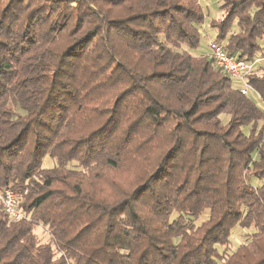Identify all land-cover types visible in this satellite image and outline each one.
Here are the masks:
<instances>
[{"label": "trees", "instance_id": "16d2710c", "mask_svg": "<svg viewBox=\"0 0 264 264\" xmlns=\"http://www.w3.org/2000/svg\"><path fill=\"white\" fill-rule=\"evenodd\" d=\"M220 1L215 41L263 53L264 0ZM0 8V195L26 215L0 198V264H264V106L191 53L201 0ZM248 80L264 99V65Z\"/></svg>", "mask_w": 264, "mask_h": 264}, {"label": "built area", "instance_id": "2783aa9c", "mask_svg": "<svg viewBox=\"0 0 264 264\" xmlns=\"http://www.w3.org/2000/svg\"><path fill=\"white\" fill-rule=\"evenodd\" d=\"M203 35L206 36L205 33ZM209 48L215 65L236 82L243 94L254 98V100L256 98L258 104L264 106L263 97L248 80V76L260 65H263L264 53H260L253 59L242 58L238 54L227 52L224 45L215 40L210 41ZM0 198L4 211L11 220L16 221L26 217L25 213L18 208L17 194L14 190L6 188Z\"/></svg>", "mask_w": 264, "mask_h": 264}, {"label": "rangeland", "instance_id": "374dc122", "mask_svg": "<svg viewBox=\"0 0 264 264\" xmlns=\"http://www.w3.org/2000/svg\"><path fill=\"white\" fill-rule=\"evenodd\" d=\"M4 1V2H3ZM202 6L205 10V19L202 25L200 26L201 31L206 34V36L200 38V43L197 49L190 50L193 55H203L206 56L210 53L209 43L211 40H215L217 37V29L211 27V21L215 18H219L223 15V10L220 7L222 4V1L220 0H201ZM6 3V0H0L1 7L4 6ZM1 9V8H0ZM264 53V49H263ZM264 65V61L262 63ZM256 101V98H255ZM228 117L226 115L222 116V120L226 122ZM262 124V122H261ZM53 162H47V165H52ZM111 175H113V179L117 180L120 185H127L130 180L137 175V167L136 166H129L127 169H123L122 171H112L110 172ZM105 186V189H102V192L104 194H109L111 190L110 182L107 184L106 182L103 183ZM132 189V188H131ZM97 194H100V192H97ZM206 215L202 216L198 221L197 224H201L204 219H206ZM35 233L37 234L38 239L42 243L50 242L51 241V232L44 226L39 225L35 227ZM251 233L250 231L242 230V229H236L233 232V235L231 237V247L230 252L234 251L239 244L247 243V236L248 239L250 237ZM229 254V253H228Z\"/></svg>", "mask_w": 264, "mask_h": 264}]
</instances>
